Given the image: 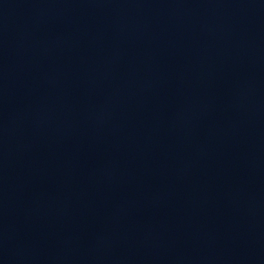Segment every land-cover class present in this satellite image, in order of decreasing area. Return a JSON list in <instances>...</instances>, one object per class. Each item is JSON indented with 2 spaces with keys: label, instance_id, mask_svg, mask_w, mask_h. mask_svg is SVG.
<instances>
[{
  "label": "water",
  "instance_id": "obj_1",
  "mask_svg": "<svg viewBox=\"0 0 264 264\" xmlns=\"http://www.w3.org/2000/svg\"><path fill=\"white\" fill-rule=\"evenodd\" d=\"M192 264H264V37Z\"/></svg>",
  "mask_w": 264,
  "mask_h": 264
}]
</instances>
